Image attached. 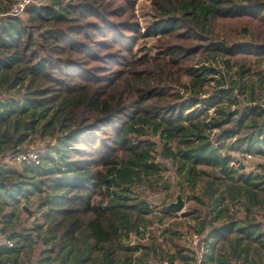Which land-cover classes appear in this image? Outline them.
Instances as JSON below:
<instances>
[{
	"label": "trees",
	"instance_id": "trees-1",
	"mask_svg": "<svg viewBox=\"0 0 264 264\" xmlns=\"http://www.w3.org/2000/svg\"><path fill=\"white\" fill-rule=\"evenodd\" d=\"M14 1L0 0V264H191L170 201L145 196L169 190L167 162L201 264H264V0H151L145 32L135 0L13 15ZM141 35L179 43L137 57ZM34 138L51 139L39 163L8 159ZM230 151L263 161L245 170Z\"/></svg>",
	"mask_w": 264,
	"mask_h": 264
},
{
	"label": "rangeland",
	"instance_id": "rangeland-1",
	"mask_svg": "<svg viewBox=\"0 0 264 264\" xmlns=\"http://www.w3.org/2000/svg\"><path fill=\"white\" fill-rule=\"evenodd\" d=\"M133 19L137 22V27H139V30L141 32H145L148 26L150 24L158 19V16L155 14V9H153L152 1L151 0H135L134 6H133ZM164 42L161 46V43ZM174 43H179V41L176 38H172L171 36H166L164 39L159 40V37L157 35H141L138 36L133 44V53L135 56L140 57L144 55H150L157 57V51L166 49L168 46L173 45ZM164 55V54H162ZM168 57V55L166 54ZM255 70L259 71V69H264V60H259L256 63ZM226 81L228 84H230L229 76H225ZM233 78V77H232ZM208 90L211 89L210 86H207ZM185 94V92H183ZM206 94H203L205 96ZM211 110V108H210ZM51 139H39L34 138L28 145V148H36L41 150L46 142L50 141ZM232 155L237 157V161L240 160L243 163L245 170H255L258 163L263 161V158L259 155L252 154L250 158H244L240 155V152L230 151ZM167 169L164 170L161 175L164 179V182L167 181L169 183V190H163L162 185L158 188V190H151L147 189L145 190V196L147 201L150 203L152 209L154 211H158L162 207V201H173L175 200L176 192H178V187L176 186L175 182L177 180L175 174H174V168L173 166L167 162L166 165ZM190 189L186 188L184 189V192L181 193L184 200H185V206L182 211L176 212V215L172 218H167L165 224L170 223L173 227L177 228L178 230L182 231L181 239L186 244L188 243V236L190 233L188 232L186 228V218H184V212L189 209V207L192 205V202L188 200V196L190 194ZM28 209L22 208V216L26 217V214H31V217H34L39 212L35 211V206H27ZM8 209V207H6ZM259 217L260 214H257ZM147 217H153L152 214H148ZM33 218H30L29 221H31ZM1 225V223H0ZM157 226V223L155 222L153 224V227ZM151 227V228H153ZM203 237V235H201ZM133 239V236L131 237Z\"/></svg>",
	"mask_w": 264,
	"mask_h": 264
},
{
	"label": "built area",
	"instance_id": "built-area-1",
	"mask_svg": "<svg viewBox=\"0 0 264 264\" xmlns=\"http://www.w3.org/2000/svg\"><path fill=\"white\" fill-rule=\"evenodd\" d=\"M31 0H15L8 13L16 15L20 13L25 5L30 2ZM40 150L36 148H31L26 151H18L14 153H8V159L12 162H26V163H39L40 161ZM240 155L242 157L250 158L252 156L251 153L246 152H240ZM144 185H139L140 189H143ZM147 234H145V237L143 239H139L136 236H133V239L131 242H134V240H144L146 238ZM1 237V236H0ZM1 240H4L8 246L12 245V241L7 238L1 237ZM188 243L189 245L194 248L195 250V260L191 264H201V258L203 255V250L205 246V239L204 237H201L199 234H190L188 236ZM163 264H169L168 261L165 259L163 260Z\"/></svg>",
	"mask_w": 264,
	"mask_h": 264
},
{
	"label": "water",
	"instance_id": "water-1",
	"mask_svg": "<svg viewBox=\"0 0 264 264\" xmlns=\"http://www.w3.org/2000/svg\"><path fill=\"white\" fill-rule=\"evenodd\" d=\"M168 206L172 208L175 212H180L183 210L185 206V200L181 194V192H177L175 195V200L170 201ZM23 209H28L27 205H23Z\"/></svg>",
	"mask_w": 264,
	"mask_h": 264
},
{
	"label": "crops",
	"instance_id": "crops-1",
	"mask_svg": "<svg viewBox=\"0 0 264 264\" xmlns=\"http://www.w3.org/2000/svg\"><path fill=\"white\" fill-rule=\"evenodd\" d=\"M179 192V191H178ZM177 193V192H176Z\"/></svg>",
	"mask_w": 264,
	"mask_h": 264
}]
</instances>
